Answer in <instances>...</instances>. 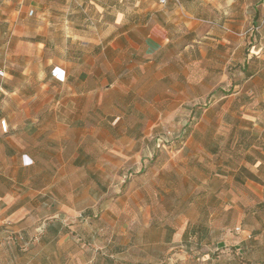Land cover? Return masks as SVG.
<instances>
[{"label": "crops", "instance_id": "1", "mask_svg": "<svg viewBox=\"0 0 264 264\" xmlns=\"http://www.w3.org/2000/svg\"><path fill=\"white\" fill-rule=\"evenodd\" d=\"M192 2L74 1L68 15L63 1L51 12L50 1L31 0L0 18L11 44L0 83V264H80L81 239L103 248L94 235L105 227L91 216L114 210L126 236L128 215L149 217L129 200L181 167L213 180L201 199L230 215L212 225L221 254L232 248L264 264V127L255 122L264 119V83H227L239 89L237 117L255 121L223 139L219 30ZM164 130L185 141L161 166ZM188 224L169 227L173 241L200 245L207 223Z\"/></svg>", "mask_w": 264, "mask_h": 264}, {"label": "rangeland", "instance_id": "2", "mask_svg": "<svg viewBox=\"0 0 264 264\" xmlns=\"http://www.w3.org/2000/svg\"><path fill=\"white\" fill-rule=\"evenodd\" d=\"M30 1L0 0L1 20L7 18L9 12L13 10L23 11ZM42 1H50L48 6L51 12H60V7L56 3L63 1L64 13L69 15L72 6L75 5L74 1L85 5L89 0ZM100 1L114 3L118 0ZM192 8L200 17L212 20L213 25L210 24V26L219 30L218 80L219 83L225 85L219 88V98L223 97L219 101V130L224 133L223 139L235 140L238 134L233 135L230 129L251 127L255 120L250 122L248 118L240 120L237 117L238 114L234 109L236 100L233 94L239 89L227 83H264V0H193ZM7 28L8 24L1 21L0 66L2 72H0V83H7L5 77L9 61L7 48L11 46L8 44L9 31ZM2 101L3 95L0 94V107L3 106ZM262 117L261 120L255 121L261 128L264 127ZM195 121L192 120L191 123L194 124ZM184 141L185 136L180 132L171 133L164 130L160 138L161 144L165 146L163 157L160 158L161 166L165 156L166 159L168 156L165 151L176 153ZM163 172L164 174L159 179L158 189L155 184L152 186L149 182L145 191L143 190L145 185H142V192L139 195L136 194L140 197V201L129 200V205L132 204L134 208L137 202L149 207V217L144 216L143 219L141 215H128L126 236L123 235V231L120 234L118 225L114 226L117 220V213L114 210L108 211V215L101 217L99 209L96 216L90 217L88 221L95 224L103 223L105 227L103 234L99 235L97 225L94 235V242H100L103 248L95 251L92 247L84 245V240L81 239L80 264H246L245 254H237V250L232 248L226 254H221L219 250V231H213L212 225L214 221L229 220L230 215L228 212H221L215 200H210L208 197L201 199V194H205L204 189L208 193L213 190L214 181L212 180L211 184L209 180L201 183L199 167L186 170L181 167L176 175ZM136 187L139 188L141 185ZM113 195L116 194L113 193L111 198ZM107 201L109 200L104 201L105 206H107ZM218 202L220 204L221 201ZM201 203H206L203 209L204 215H199ZM217 206L219 210L216 209ZM186 219H189V227L199 223L200 219L207 223V230L202 232L200 245L193 236L187 245L183 238L173 241L174 231H171L169 227H180ZM131 220H136L139 224ZM115 246L121 247L122 250L114 251Z\"/></svg>", "mask_w": 264, "mask_h": 264}, {"label": "built area", "instance_id": "3", "mask_svg": "<svg viewBox=\"0 0 264 264\" xmlns=\"http://www.w3.org/2000/svg\"><path fill=\"white\" fill-rule=\"evenodd\" d=\"M166 1H167V0H158V2H159L160 4H164V3H166ZM53 73H54V72H53ZM57 75H58V74H57ZM55 78H56L57 80H62V78L56 76V74H55ZM0 129H1L2 132H6L7 125H6L5 120H0Z\"/></svg>", "mask_w": 264, "mask_h": 264}]
</instances>
